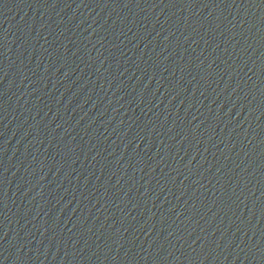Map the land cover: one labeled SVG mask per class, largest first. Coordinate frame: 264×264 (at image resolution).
<instances>
[{
    "label": "water",
    "instance_id": "95a60500",
    "mask_svg": "<svg viewBox=\"0 0 264 264\" xmlns=\"http://www.w3.org/2000/svg\"><path fill=\"white\" fill-rule=\"evenodd\" d=\"M0 264H264V0H0Z\"/></svg>",
    "mask_w": 264,
    "mask_h": 264
}]
</instances>
